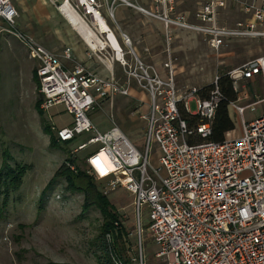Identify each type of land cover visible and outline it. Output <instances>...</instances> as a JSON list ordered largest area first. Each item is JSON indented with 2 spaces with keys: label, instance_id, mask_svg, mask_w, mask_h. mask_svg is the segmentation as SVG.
<instances>
[{
  "label": "built area",
  "instance_id": "1",
  "mask_svg": "<svg viewBox=\"0 0 264 264\" xmlns=\"http://www.w3.org/2000/svg\"><path fill=\"white\" fill-rule=\"evenodd\" d=\"M75 2L84 15L93 17L91 10L99 16L102 3L97 0ZM116 2L162 24L167 56L158 69L136 60L128 64L120 50L122 83L74 63L69 48L56 55L19 32L13 0H0V20L6 26L0 33L17 40L35 63L39 109L47 113L61 108L71 117L68 126H51L54 140L71 145L82 139L70 155L87 150L84 164L88 175L101 184V195L119 189L127 192L138 223L141 208H146V230L157 248L155 257L163 264H264V114L249 121L244 118V112H254L259 102L238 106L237 98L230 103L228 108L240 122L239 136L231 138L228 133L221 143L209 142L211 122L221 100L217 79L206 99L198 97L200 89L179 95L169 57L180 32L199 36L211 50L232 39L264 38V0H196L192 13L179 11L177 0H148V9L132 0H113L107 5L110 16ZM230 8L244 19L228 28L220 24V15ZM105 40L109 42L107 34ZM122 42L129 46L125 36ZM114 55L117 58L116 52ZM226 76L236 94L241 82L260 79L264 83V55ZM131 83L147 98L142 150L114 123L100 132L89 118L102 102L130 97ZM190 103L195 105L193 112ZM181 113L194 124L188 125ZM191 139L201 143L189 145ZM150 144L158 153L157 167L150 163ZM101 153L115 164L114 169L99 172L91 163Z\"/></svg>",
  "mask_w": 264,
  "mask_h": 264
},
{
  "label": "rangeland",
  "instance_id": "2",
  "mask_svg": "<svg viewBox=\"0 0 264 264\" xmlns=\"http://www.w3.org/2000/svg\"><path fill=\"white\" fill-rule=\"evenodd\" d=\"M46 1L51 4L52 13L58 20L49 25L50 30L56 32L55 37L48 39L51 49L56 52L53 53L60 55L69 48L74 54L81 53L84 57L87 51L80 44L77 51L78 45L70 43L74 32L57 11L66 0ZM112 1L107 0V5L110 6ZM177 2L179 11L192 13L196 8V0ZM68 3L75 9V0H68ZM115 4L118 5V2ZM79 13L84 15L80 8ZM242 20V14L233 8L220 15V24L228 28ZM84 21L96 31L95 24L87 16ZM108 23V27L113 26L109 17ZM156 28L159 30L158 26ZM13 39L9 42V48H0V171L3 164L10 168L23 165L27 170L20 188L10 193L5 207H0V264H120L114 256V259L111 256L107 258L98 251L96 238L103 219L94 207L83 206L84 194L67 190L65 181L61 179L48 185L54 173L62 165L68 164L66 159L72 160L75 167L87 173L84 164L87 150L70 155L74 147L84 142L82 139H77L71 145L51 147L50 136L54 139L51 126H67L70 118L62 114L53 122L39 109L40 96L33 76L35 63L28 58L25 48ZM104 39L100 38V41L104 43ZM172 47L175 49L169 57L175 66L174 83L178 94L183 95L190 89L209 87L232 69L264 55V38L232 39L218 50H211L202 38L186 32L179 34ZM99 52L96 51L97 55ZM101 53L109 60L115 58L111 49L104 48ZM161 57L162 61L167 58L165 54ZM114 74L116 79H120L118 83L124 82L125 76L121 70L115 68ZM130 86L138 91L133 83ZM237 97L240 99L238 106L259 102L254 112H244L245 120L264 114V83L260 79L241 82ZM146 105L147 98L140 93L126 98L115 97L102 102L89 118L100 132L110 129L114 123L136 148L142 150ZM189 110L195 111L194 103L189 104ZM228 116L234 126L229 136L237 137L240 122L231 107L228 108ZM44 126L48 127L50 134L43 131ZM157 157L155 146L150 144V163L153 167L158 166ZM70 166L74 171L75 167ZM108 166L99 172L112 169ZM88 176L93 179L99 193L101 184ZM105 198L114 208L122 230L119 242L122 259L129 260L130 264H163L161 259L155 257L157 248L146 230V208H141L138 223L132 198L127 192L119 189ZM106 240L109 242L110 238L106 237Z\"/></svg>",
  "mask_w": 264,
  "mask_h": 264
},
{
  "label": "crops",
  "instance_id": "3",
  "mask_svg": "<svg viewBox=\"0 0 264 264\" xmlns=\"http://www.w3.org/2000/svg\"><path fill=\"white\" fill-rule=\"evenodd\" d=\"M104 1L105 0H97V2L102 3L101 8L99 9V16L102 18V20L106 23L107 26L109 24L108 17L112 19L113 26L109 25L108 28L110 30V33L114 36L115 40L117 41L120 47V50L123 54V60L126 61L128 64H131L136 60L140 63L143 62V65L155 66L158 69H160L161 63L165 61V60L162 61V57H161L165 54L164 53L165 41L163 36L162 24L134 9L117 4H115V7L113 8L112 14L110 16L109 11L106 8L108 2L106 0V4H104ZM132 2L139 7L145 9L149 8L148 0H132ZM50 5L51 4L46 0H13V7L18 16L16 19V27L19 30L24 31L25 35L33 38L43 48L53 53L55 52V50L51 49L50 47L51 43L48 41V39L55 37L54 35L56 32L55 31L52 32V30H50L49 28V25L53 23V21H58V20L55 19ZM70 9H71L70 15L72 16L73 21L75 23L77 22V24H79L80 26H82L85 23L84 19L86 16L91 20L90 16L88 15L86 16L80 15L79 8L75 7L74 9L70 6ZM57 11H59V9ZM60 15L63 17L61 13ZM85 25L87 26L86 23ZM69 26L74 32V33L72 32L73 36L71 37L73 41L71 40L70 43L73 44L74 46L78 45L77 51L80 50L79 44L82 45L83 49L87 51V54L84 55V57H82L81 53L80 55H78V53L74 54L73 50L70 49L72 51L71 55L73 62L81 64L82 66L86 67L87 69L91 70L92 72L96 73L101 77L107 78L109 76H113L115 80H120V79H116V76L114 74V69L117 68L121 70L124 75L123 69L120 67V64L118 62L119 60L117 58H113L109 60L101 53L103 49L100 50V48L96 47V44L98 45V41H100V38L103 40L105 34H100L97 31H93L91 35L90 34L86 35L87 40H85L83 39V37L79 35L78 32H76L73 29L71 25ZM156 26L159 27V30H157L158 28H156ZM5 27H6L5 24L0 20V30L4 29ZM262 30L264 31V26ZM183 33L186 32H180L179 34H183ZM179 34L177 35V38L175 40L179 39ZM122 36H125L128 39L129 46H125L123 44ZM12 39L13 38L11 36L5 33H0V48L3 47L9 48L10 45L9 42ZM89 39H91V42L89 41ZM175 40L171 44V54L174 52L175 49L172 47ZM105 41L106 40L104 39V43H106ZM89 44L90 46L91 45L92 46L90 47ZM98 50H100L99 55H97L96 53V51ZM123 80H124V76H123ZM134 92L136 93V95L140 93L139 91L136 92L130 89V97L132 94L133 95L135 94ZM55 109L56 108L49 110L46 113L48 115L47 117L51 119V121L53 122L55 118H57L62 114H65L61 108H57L56 110ZM69 118H70V122H69L70 124L71 117Z\"/></svg>",
  "mask_w": 264,
  "mask_h": 264
},
{
  "label": "trees",
  "instance_id": "4",
  "mask_svg": "<svg viewBox=\"0 0 264 264\" xmlns=\"http://www.w3.org/2000/svg\"><path fill=\"white\" fill-rule=\"evenodd\" d=\"M212 88L211 85L200 89L198 97L200 99H206ZM217 88L221 95V100L215 110L214 118L211 122V136L208 141L212 143H221L224 140L225 135L234 130V126L228 116V106L230 103L237 100V94L234 92L231 81L226 75L217 79ZM181 117L188 123V125L194 124V120L187 115L181 113ZM43 131L48 134V127L44 126ZM199 143H201L199 139H191L188 141L189 145ZM50 145L52 148H56L60 144L50 136ZM65 161L75 167L72 160L66 159ZM26 170L27 167L23 165H15L12 168L6 164L2 165L0 171V207H5L10 193L16 192L20 188ZM59 179L65 181L67 190L72 193L78 192L79 194H84L83 206L85 208L94 207L101 214L103 224L100 227L99 235L96 238L98 251L101 255L107 258L108 256H111L112 259L115 257L120 261V264H130L129 260H123L121 257L122 252L119 242L122 239V230L119 226L118 216L108 200L102 196L100 192L98 193L94 186L93 179L89 177L86 172L80 171L77 167L74 168V171H71L65 165H62L54 173L48 185H51ZM106 237L110 238L109 242H107Z\"/></svg>",
  "mask_w": 264,
  "mask_h": 264
},
{
  "label": "bare ground",
  "instance_id": "5",
  "mask_svg": "<svg viewBox=\"0 0 264 264\" xmlns=\"http://www.w3.org/2000/svg\"><path fill=\"white\" fill-rule=\"evenodd\" d=\"M59 12L66 19V21L68 22V24L71 25L73 27V29L76 32H78L81 37H83V39L87 40L86 39V35L87 34H90L91 35V33L93 32V30L90 29L88 26H86L85 23L82 26H80L79 24H77V22L75 23L73 21V18L70 15L71 14V9H70L68 0H66L65 2L62 3V5L59 7ZM90 12L93 13V17L90 16V18H91V20L93 21V23L96 26V31L98 33H100V34H107L108 35V41L109 42L105 41L106 43H102V42L98 41V45L96 44V47L97 48H100V50L101 49H104L105 47L110 48L114 53L115 52L117 53L116 57H117L118 60H120L121 59L120 58L121 57V54L119 53L120 52V47H119L117 41L115 40L114 36L110 33V30H109L108 26L102 20V18L100 16H98L94 11H91L90 10ZM88 38H89V36H88ZM89 41L91 42V39H89ZM89 46H90V44H89ZM91 163L96 167V169L98 171L99 170L100 171H103V169H105L109 164H110L108 166L109 168H113L115 166V164H111V162L108 160V158H107V156H106L105 153H101L98 156H96L95 158H93L91 160Z\"/></svg>",
  "mask_w": 264,
  "mask_h": 264
}]
</instances>
